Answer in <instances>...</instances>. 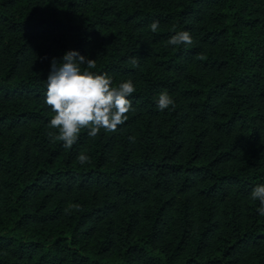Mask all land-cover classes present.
Segmentation results:
<instances>
[{"label": "trees", "instance_id": "1", "mask_svg": "<svg viewBox=\"0 0 264 264\" xmlns=\"http://www.w3.org/2000/svg\"><path fill=\"white\" fill-rule=\"evenodd\" d=\"M69 50L136 91L67 149L45 94ZM261 184L264 0H0V264H264Z\"/></svg>", "mask_w": 264, "mask_h": 264}, {"label": "clouds", "instance_id": "2", "mask_svg": "<svg viewBox=\"0 0 264 264\" xmlns=\"http://www.w3.org/2000/svg\"><path fill=\"white\" fill-rule=\"evenodd\" d=\"M149 27L156 32L159 21H153ZM167 43L173 46L190 45L192 38L188 31H178ZM130 63L136 67L138 59L132 57ZM95 67V60L75 50L67 51L61 61L56 58L51 61V70L46 79L45 103L54 113L48 126L56 131H50L48 136L52 141H62L67 149L78 141L82 130L93 138L101 129L116 131L128 119L127 113L134 110L128 99L136 91L133 81L128 79L113 86L112 78L106 73L91 71ZM156 104L160 111L175 107L167 91L158 95ZM130 139L134 140V137ZM89 159L84 153L78 156L81 164L88 163ZM251 199L260 202L258 211L264 216V184L252 190Z\"/></svg>", "mask_w": 264, "mask_h": 264}]
</instances>
